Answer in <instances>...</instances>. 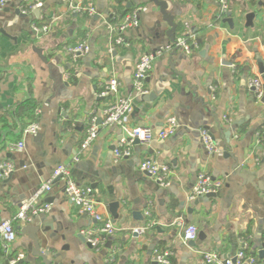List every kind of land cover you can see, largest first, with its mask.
Masks as SVG:
<instances>
[{
	"label": "crops",
	"instance_id": "obj_1",
	"mask_svg": "<svg viewBox=\"0 0 264 264\" xmlns=\"http://www.w3.org/2000/svg\"><path fill=\"white\" fill-rule=\"evenodd\" d=\"M79 1H46L37 16L21 13L23 0L0 5V163L15 165L10 178L0 182V222L15 216L53 170L79 152L91 117L100 125L106 106L118 96H133L136 61L143 53L160 50L146 84L152 99H135L129 123L150 130L153 139L133 145L128 160L115 162L113 149L123 133L101 127L97 140L71 168L75 181L93 190L101 211L117 229L109 245L95 250L80 240L79 233L95 222L76 214L60 184L41 199L50 211L29 225L39 229L41 248L57 254L61 264H154L155 250L172 251V264H205L203 254L230 257L240 250L241 241L247 242L256 264H264L259 255L264 245V157L255 145L256 133L264 128V105L247 87L248 78L261 75L259 63H264V0H230V16L223 18L216 0H160L178 25L176 38L187 24L196 43L189 54L179 49L174 56L172 49L163 50L169 47V27L148 0H95L94 17L74 8ZM134 9L139 10L140 26L127 32L130 48L113 47L105 29L109 15ZM249 12L256 13L252 27L245 25ZM227 17L233 29L223 22ZM32 26L48 31L35 34ZM81 43L88 44L89 53L75 59L66 54L65 48ZM35 50H41L48 63ZM113 77L122 83L120 92L101 97V85ZM29 99L33 110L15 117L17 106ZM35 110L40 113L33 137L23 130ZM169 117L179 127L168 139H158ZM201 130L209 132L216 152L204 149ZM19 141L24 143L22 151L9 150L10 142ZM234 159L250 178L246 183L235 176ZM144 160L169 166L167 187L139 171ZM200 172L223 185L214 197L189 203ZM112 203H119L117 217L109 212ZM133 212L141 217L133 218ZM181 220L194 224L204 238L183 244ZM14 226L17 240L8 254L0 250V264H10L18 255L23 258L17 264H42L32 256L28 235L21 234L26 225ZM139 228L144 232H134Z\"/></svg>",
	"mask_w": 264,
	"mask_h": 264
},
{
	"label": "built area",
	"instance_id": "obj_2",
	"mask_svg": "<svg viewBox=\"0 0 264 264\" xmlns=\"http://www.w3.org/2000/svg\"><path fill=\"white\" fill-rule=\"evenodd\" d=\"M46 1H59L61 3H69V0H23L21 13L32 14L34 11L43 7ZM219 4V16L223 18L229 13L230 0H216ZM6 0H0V5L4 6ZM77 11H83L89 17H94L96 12L95 0H80L74 6ZM139 10L134 9L127 11L123 15L111 13L105 23V29L111 36V44L113 47L130 48V42L127 39V32L139 28ZM32 31L35 34L46 33L48 28L32 26ZM194 36L190 31V27L185 24L181 37L176 38V45H170L163 50L173 49L178 47L185 54H189L196 46ZM89 46L86 43L77 44L72 47L65 48V52L72 58H79L89 53ZM114 49L111 48L110 52ZM162 50V49H161ZM162 54V51L154 53H143L135 63L132 76V91L133 96H118L111 104L102 110V122L97 124L96 118L91 117L88 121L86 134L80 144L79 152L72 158L68 164L57 166L52 175L44 181L33 195L20 207L18 212L10 220L0 222V250L8 254L17 240L18 231L15 229L14 223L18 222L22 225H29L32 220L40 215L50 211V206L41 204V199L48 194L55 184H60L63 194L66 199L72 204L76 214L81 217H87L95 222V227L82 230L79 234L92 249L99 250L106 246L109 239L115 234L116 227L111 219L101 211L102 204L95 198L93 190L89 186L78 184L73 178L71 168L80 159V154L86 151L98 138L101 127H115L122 131L123 137L119 144L113 149L115 162L128 160L132 156V147L136 139L142 142H150L153 136L148 129L134 127L131 128L130 116L133 111L135 99H139L148 94L146 88L147 80L149 79L156 59ZM232 70H236V65H231ZM247 87L253 92L256 100L260 101L264 93V74L248 78ZM122 88V83L115 77L109 78L101 85V97H109L117 95ZM212 91H214L212 89ZM40 111L35 110L34 119L23 130V133L30 136L38 134L37 117ZM225 122L229 120L223 118ZM179 124L174 117H169L163 128L158 132L156 137L161 140H166L173 136ZM201 142L204 149L209 153L216 152L213 139L207 130L200 131ZM255 145L262 148L264 157V128L256 133ZM9 150L22 151L24 143L10 142ZM15 171V165L9 161L0 163V182L10 178ZM139 171L151 178L159 187H167L170 183V168L167 164L155 160H144L139 164ZM222 181L213 179L209 174L200 172L197 174L195 183L189 193L187 201L193 203L199 198L206 197L210 194H215L222 187ZM148 208V207H147ZM147 208L145 210H147ZM150 216L149 210L145 212ZM180 225V240L183 244L194 242L198 237V229L192 223H185L182 220ZM145 228L135 229L134 232L142 233ZM241 247L238 252L230 257H222L215 252L203 254L205 264H256L255 256L248 253L247 242L241 241ZM264 253V245L260 249ZM174 253L170 250L159 251L155 250L151 256L154 264H172ZM22 255H18L10 261V264H17L22 259Z\"/></svg>",
	"mask_w": 264,
	"mask_h": 264
},
{
	"label": "water",
	"instance_id": "obj_3",
	"mask_svg": "<svg viewBox=\"0 0 264 264\" xmlns=\"http://www.w3.org/2000/svg\"><path fill=\"white\" fill-rule=\"evenodd\" d=\"M148 2L154 4L157 8H159V12L161 14L163 22H165L167 24V26L169 27V30L166 32V37L168 38L169 46L170 45H176V32L178 29V25L173 22V17L170 14H168L167 4L163 1H160V0H148ZM34 14L36 16L39 15V10L34 11ZM227 16H230V13H228ZM255 17H256L255 12H249V13L245 14L244 19L246 22V24H245L246 27H251L253 25V21H254ZM223 22L227 23L230 26V28L233 29V21L230 19V17H227L226 19H224ZM178 51H179V48L174 47L172 49V53L170 56L177 55ZM35 52L38 54V56L42 59V61L44 63H48V61L42 56L41 50H35ZM169 65L172 68V71L175 72L174 64L170 63ZM259 73L261 75L264 74V63H262V62L259 63ZM194 90H195L194 92H196L197 88H194ZM139 99L143 102H148L150 99H152V96L151 95H144ZM260 102L264 105V93H263V97L261 98ZM219 131L222 133H226L225 130L223 131V128H221L220 126H219ZM227 135H228V137H230V131L227 132ZM140 143H144V142H142L138 139H136L134 141V145H138ZM226 157H228V156H226ZM232 169L235 171V176L242 179L244 183H246L247 180L250 179V178H246V173L243 172V167L239 166L238 161L236 159H234V165H233ZM214 196H215V194H210V195H207L206 198L208 199V198H211ZM197 201L198 200H196L195 203H198ZM118 208H119V203H112L109 205V212L113 217H117ZM146 208L147 207H145V209ZM140 215L141 214H139L138 212L132 213L133 218H137V216H140ZM38 230L39 229L37 227L32 226V225H26L21 230V234L22 235H28L29 239L33 243L34 249L32 251V256L37 258V259H40L42 264H54L55 262H57L58 264H61V260L59 259L57 254L51 255V253L48 250H44L43 248H41V242L37 236ZM79 238L81 241L85 242L83 237H79ZM203 238H204V234L199 233L198 239H203ZM87 245L89 247H91L89 244H87ZM108 245H109V243L107 244V246ZM259 255H260V258H263V256H264L263 251H260Z\"/></svg>",
	"mask_w": 264,
	"mask_h": 264
},
{
	"label": "trees",
	"instance_id": "obj_4",
	"mask_svg": "<svg viewBox=\"0 0 264 264\" xmlns=\"http://www.w3.org/2000/svg\"><path fill=\"white\" fill-rule=\"evenodd\" d=\"M33 108H34V103H33V101L31 99H29V100H27V102H25L23 104H19L17 106V108H16L17 109L16 110L17 112H15V114H13V115H15V117H18L16 115H19L20 116L21 114H23V112H27V111L28 112H31L33 110Z\"/></svg>",
	"mask_w": 264,
	"mask_h": 264
},
{
	"label": "rangeland",
	"instance_id": "obj_5",
	"mask_svg": "<svg viewBox=\"0 0 264 264\" xmlns=\"http://www.w3.org/2000/svg\"><path fill=\"white\" fill-rule=\"evenodd\" d=\"M229 6H230V4H229ZM252 26H253V25H252ZM252 26H251V27H252Z\"/></svg>",
	"mask_w": 264,
	"mask_h": 264
}]
</instances>
